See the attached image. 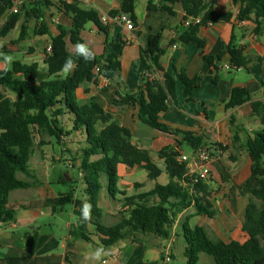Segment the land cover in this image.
Returning <instances> with one entry per match:
<instances>
[{
	"label": "crops",
	"instance_id": "crops-1",
	"mask_svg": "<svg viewBox=\"0 0 264 264\" xmlns=\"http://www.w3.org/2000/svg\"><path fill=\"white\" fill-rule=\"evenodd\" d=\"M148 1L136 0L138 23L133 32H128L114 22L104 24L108 27V35L99 31L93 22L86 25L81 34L83 44L96 56L103 55L106 42L116 41L118 34H122L126 44L119 75L113 80L100 78L97 84L84 83L76 93L77 102L82 106L95 101L113 114L122 126L130 130L132 143L147 150L163 170L158 179L152 180L141 167L119 165L118 189L121 193L135 197L152 191L157 183L168 184L170 178L159 153L167 147L185 153L187 144L179 146L177 141L182 140L180 136L159 131L141 121L138 106L114 105L118 93L136 91L143 84L147 76V64L141 52L146 51L149 37L162 31L165 53L161 64L164 72L177 75L185 71L190 78L200 76L201 83L194 91L193 100L187 101L184 86L178 80L176 98L168 100V109L160 115V121L173 130L204 137L208 147L213 148L212 175L206 182L212 191L209 199L213 203L215 216H195V210L191 207L176 217L166 243L163 238L153 234L135 233L127 240L105 248L101 243V235L90 220V212L87 218L84 215V206L88 205L86 187L74 166L79 165L77 157L86 146V134L78 131L66 139L65 146H58L59 149L53 144L36 149L29 163L32 177L18 175V178L35 185L12 191L9 201L31 203V207L17 210L13 220L0 223V264H169L174 262L176 252H183L184 256L186 241L182 224L187 216H190L192 226L205 227L214 240H247V235L242 231L244 210L251 200L252 190L257 187V181L251 173V160L242 149L253 134L264 130V123L252 106L254 102L264 103V33L255 35L252 21L239 20L238 7L231 0H207L217 12L233 15L229 22L201 28L199 36L205 44L201 49L196 43L184 44L178 40L187 29L184 24L186 14L180 4L173 6L176 15L171 16L162 11L148 12ZM81 4L87 10L96 11L100 17L112 16V11H120L122 0H83ZM26 8L21 11V18L15 28L5 37H0V71L10 68L15 61L27 65L37 64L36 82L49 80L51 76L45 63V52L51 46V38L58 34V27L69 29L72 19L56 6L44 7L42 13L48 35L40 36L35 33L38 20L28 11L31 5L27 4ZM22 31L24 38L21 37ZM232 36L238 45L244 47V54L249 59L247 66L238 70L226 69V65H231L230 55L226 54L221 62L216 60L219 71L211 73L212 67L205 61L204 55L217 56L228 46ZM75 46L68 42L70 52H76ZM5 56L12 57L11 62H6ZM164 72L153 70L152 78L163 81ZM223 72L229 75H223ZM216 75L218 82H214ZM236 87L248 89L251 101L226 109V103ZM0 91L12 100L17 99L16 94L8 89L0 87ZM62 121L67 130L72 128V115L65 114ZM104 127L102 122L97 125L99 131ZM218 145L228 149L222 151ZM57 163L69 168L64 179L71 184L61 183L63 171L54 167ZM163 177L165 183H161ZM50 178L54 181H50ZM102 185L99 196L102 221L106 226H113L129 207H124V196L120 193L115 198L110 196L107 177L103 176ZM66 187L69 192L75 191L73 202L54 208L48 201L67 194ZM33 232L39 236L30 254L26 236ZM167 257L170 261L166 260Z\"/></svg>",
	"mask_w": 264,
	"mask_h": 264
},
{
	"label": "trees",
	"instance_id": "trees-1",
	"mask_svg": "<svg viewBox=\"0 0 264 264\" xmlns=\"http://www.w3.org/2000/svg\"><path fill=\"white\" fill-rule=\"evenodd\" d=\"M13 1L0 0V22L12 8ZM82 1L36 0L30 3L31 8L28 11L38 20L36 35H48V28L43 20L44 7L56 6L72 19L69 29L59 26L58 34L51 38V54L47 50L45 52V63L51 79L36 82L38 65H27L20 61H15L10 68L0 71V87L12 91L17 96L16 100H12L0 91V223L13 220L17 210L31 207V203H11L9 196L12 191L28 189L35 185L18 178V175L32 177L29 163L36 149L48 144L63 147L66 145V139L78 131L85 132L86 146L80 150L77 157L79 165L74 168L81 175V181L86 187L87 203L91 206L90 220L101 235V243L105 248L127 240L135 233L153 234L168 239L176 217L191 207L195 210V216L213 218L215 211L209 199L211 188L205 181L195 183L192 180L186 164L178 162L181 151L173 147H167L159 153V158L165 163V172L170 178L168 184L157 183L152 191L135 197H127L119 191L118 166L121 164L145 169L152 180L158 179L163 170L153 161L147 150L132 143L130 130L122 126L113 114L105 111L95 101L82 106L77 102L76 93L84 83L97 84L100 78L113 80L119 75L123 47L126 44L122 34H118L116 41L106 42L103 55H94L90 61H86L77 52H70L68 42L72 45L83 44L81 34L89 22H93L99 31L108 35V27L104 26L99 14L83 8ZM154 1H148V12L162 11L175 16L173 6L180 4L186 14L185 21L190 18L201 19L200 24L187 27L178 38L184 44L196 43L201 49L205 46L199 36L201 28L209 23L229 22L233 15L217 12L207 0ZM231 1L238 7L239 20L252 21L255 35L264 33V0ZM135 3L136 0H122L120 11H112L111 15L128 14L136 26L138 17L135 13ZM26 6L21 11L25 10ZM21 11L9 15L0 30V37H5L15 28L21 18ZM21 37L24 38V31ZM162 38V31L152 34L146 51L141 52L142 59L147 64V76L143 84L136 91L118 93L114 105L138 106L139 118L145 124L159 131L180 136L182 140L177 141L179 146L185 143L193 151L207 148L213 159V148L208 147L204 137L173 130L160 121V115L168 109V100L176 98L178 80L184 86V97L187 101L193 100L194 91L201 83L200 76L190 78L185 71L177 75L164 72L161 64L165 53ZM226 54L230 55V70L244 68L249 62L244 54V47L238 45L232 36L228 46L217 56L204 55L205 61L212 67L211 73L219 71L216 60L221 62ZM69 58L76 66L65 74L64 65ZM96 67H99V72H96ZM153 70L164 72V80L152 78ZM218 80L216 75L214 82ZM250 101L251 94L248 89L236 87L226 103V109L236 108ZM252 106L264 123V103L254 102ZM67 113L72 115L70 130L66 129L62 121V117ZM100 122L105 127L99 131L97 125ZM218 146L222 151L228 149ZM242 150H245L251 160V173L257 181V187L252 190L251 200L244 210L242 231L247 235V240H214L208 235L205 227L192 226L189 222L190 216H187L182 224L187 264H199L202 253L211 256L215 264H264V130L253 134ZM104 175L108 179L110 196L115 198L120 193L124 196V207H129V210L121 213L120 221L113 226L103 224V211L99 207ZM61 183L71 184L63 177ZM74 194L75 191L62 194L48 203L54 208L64 207L73 202ZM38 236L37 232L26 236L30 254L36 247Z\"/></svg>",
	"mask_w": 264,
	"mask_h": 264
},
{
	"label": "built area",
	"instance_id": "built-area-1",
	"mask_svg": "<svg viewBox=\"0 0 264 264\" xmlns=\"http://www.w3.org/2000/svg\"><path fill=\"white\" fill-rule=\"evenodd\" d=\"M36 0H14L13 6L7 13V15L0 22V30L7 21L9 15L20 13L21 9ZM101 21L103 24H108L109 22H114L123 26L128 32H133L135 30L134 22L131 20L130 16L125 13L118 14L116 16H107L102 15ZM200 18H190L184 22L186 27L191 25L200 24ZM212 23H209L208 26H211ZM47 52L51 54L52 48L49 46ZM226 69H230L231 65H226ZM99 67H96V72H99ZM178 162L181 164H186L188 172L192 177V180L197 183L200 181H207L212 175V163L213 159L207 150V148H202L197 151H193L191 154H185L181 151L180 156L178 157ZM167 261H170V258H166Z\"/></svg>",
	"mask_w": 264,
	"mask_h": 264
},
{
	"label": "rangeland",
	"instance_id": "rangeland-1",
	"mask_svg": "<svg viewBox=\"0 0 264 264\" xmlns=\"http://www.w3.org/2000/svg\"><path fill=\"white\" fill-rule=\"evenodd\" d=\"M223 75H229L227 72H223ZM56 148L59 149L58 145H56ZM185 150H186V154H191L193 151L191 150V148H189L187 145H185ZM32 165L34 166V164L32 163ZM54 167L63 171V178H64V174L69 170V168H67L66 165L62 164V163H57V164H54ZM24 175V174H23ZM21 176V174H20ZM107 176L104 175V178H106ZM50 181H54L53 178H50ZM165 183V179L164 177L161 179V183ZM66 189V192L68 193L69 190H68V187L65 188ZM23 194V193H22ZM105 223H108L105 221ZM164 240V242L166 243V239H162ZM176 257H175V260L174 262L172 261V263H169V264H187V260L186 258L182 255L183 252H176ZM199 264H215L213 258L211 256H209L208 254L206 253H202L201 254V260L199 262Z\"/></svg>",
	"mask_w": 264,
	"mask_h": 264
},
{
	"label": "clouds",
	"instance_id": "clouds-1",
	"mask_svg": "<svg viewBox=\"0 0 264 264\" xmlns=\"http://www.w3.org/2000/svg\"><path fill=\"white\" fill-rule=\"evenodd\" d=\"M75 48H76L77 54L79 56H82L86 61H90V60H92L94 58V53L91 52V50L87 47V45H85V44H77L75 46ZM4 59H5L6 62H11L12 57L5 56ZM75 66H76L75 65V62L71 58H69V59H67L65 61L64 71H66V72L67 71H70V70L74 69ZM90 207L91 206L90 205H87V204L84 206V215H85V218H87L88 215H89ZM97 255H99V253H97Z\"/></svg>",
	"mask_w": 264,
	"mask_h": 264
},
{
	"label": "water",
	"instance_id": "water-1",
	"mask_svg": "<svg viewBox=\"0 0 264 264\" xmlns=\"http://www.w3.org/2000/svg\"><path fill=\"white\" fill-rule=\"evenodd\" d=\"M117 118H119V116H117ZM67 180H69V179H67Z\"/></svg>",
	"mask_w": 264,
	"mask_h": 264
}]
</instances>
